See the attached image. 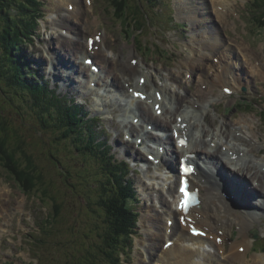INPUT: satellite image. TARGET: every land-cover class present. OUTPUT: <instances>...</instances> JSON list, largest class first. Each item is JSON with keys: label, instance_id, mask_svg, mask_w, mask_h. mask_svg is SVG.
Returning a JSON list of instances; mask_svg holds the SVG:
<instances>
[{"label": "bare ground", "instance_id": "1", "mask_svg": "<svg viewBox=\"0 0 264 264\" xmlns=\"http://www.w3.org/2000/svg\"><path fill=\"white\" fill-rule=\"evenodd\" d=\"M178 1L180 5L185 6L187 4V9L184 11L181 8L179 14L192 21H198L201 10L207 8L206 5L208 6L210 1L212 4V9L207 12L210 21L197 30L201 38L199 39L196 34V39L198 38L195 41L196 46L192 47V53L189 54L190 56L186 60L189 72L192 75L193 73L197 74L199 86L195 98L190 99L189 93H186L185 97L183 96L185 104L176 97L179 91L177 88L173 89L170 86L167 82L170 78L166 75L164 77L167 80L164 78V83L149 88L151 84L150 72L145 70L136 54L121 65L115 54L108 53L105 32L103 33L97 29L94 43H86L83 41L82 36L78 37L79 33L76 30L79 29L80 25H86L85 22H89L88 19L84 21L81 18L83 7L81 0H58V6H67L66 13L61 16L58 15L53 20L54 28L60 27L62 32L57 37L51 35L47 39L46 42L48 48H50L48 55L43 54L44 50L41 49L36 59L40 63L44 61L43 69H48L50 74L56 76L57 81H62L63 85L70 89L69 92L75 95L82 92V96H89L91 101L95 102L97 99L92 95L101 97V105H104L107 112L112 111V114L116 115V117H110L109 119L116 131L118 129L122 131L123 129L124 134H126V129H128L133 136L134 134L139 135L140 138L144 136L145 141L148 138L156 137L160 145L167 149L168 155L161 156V158H166L165 161L163 160V166H169L172 172L171 178L174 177L173 171L177 169L176 160L189 157V154L191 157L194 154L193 161L194 163L198 162L200 169L198 173H194L192 181L194 186L203 190L202 203L191 210L190 214L186 216V224H184V222L178 221V217L182 215V212L177 213L173 208H170L172 202L170 204L169 199L159 191V200L162 206L164 205L168 209L165 211L166 215L175 214L172 234L168 235V240H174L175 242L170 249H165V246H162V249L158 246L154 248V252L151 253H154V256H158L159 259L151 260V264H161V262L163 264H244L249 260L248 251L252 246L251 236L248 232L254 229L263 231L262 226L257 224L261 223L260 221L264 217V140L257 138L259 134L246 118L236 120L232 123L233 125H230L231 123L227 120H223L222 124L216 128V117L210 113L208 104L217 102V99L212 98L218 96L215 88L219 85L226 87L225 83L238 82L240 87L242 86L239 79L242 76L236 72V69L240 67L243 69L246 64H249L247 69L244 68V74L255 76V73H258L264 76V64L249 45L243 42H233L231 39L227 41L228 38L226 39L220 32L218 23L223 24L224 20L227 21L228 16L226 13H229L230 9L233 8L234 0H204L205 2L195 0L199 3L196 6H194L192 0ZM73 22H76V24H73ZM92 56L97 58L94 59L93 64L98 63L100 65V74L97 76L92 75L90 72L92 67L87 65V60ZM214 57L219 58L217 63L213 61ZM127 76L130 77L134 86L132 88L134 93L139 92L141 94L140 99L135 100L136 98L131 95L130 90L126 89V82H129ZM143 77L146 78L145 84L141 82ZM94 82L97 85L96 87L92 86ZM204 85L208 87L204 88ZM73 86H77L78 89L73 88ZM114 88L118 89L122 95H127L131 102L124 105L118 98L114 99L112 96ZM72 90L78 92L75 93ZM144 94H147L145 98H143ZM219 95L221 98V92H219ZM91 106L93 110L96 109L93 104ZM123 108H125L124 111ZM128 109H131V114H127ZM98 110L96 111L100 112ZM150 124L165 129L171 126L173 127V134L168 133L167 137L160 138L159 134L156 135L157 133L154 131H145V127ZM225 126L230 129L225 128ZM175 129L178 137L175 135ZM137 138L130 139L127 137L126 142L120 146L123 149L121 153L133 161V167L136 170L141 166L138 164L139 162L145 161L146 157L149 160V155L155 154L154 151H149L146 146L141 145ZM180 138H188L189 144L180 146ZM113 139L115 142L119 140L117 136ZM131 145L133 151L130 149ZM113 154L115 155L117 152ZM120 157V159L124 158V163L128 166L129 160L126 157ZM158 157L156 156L157 159ZM190 157L189 159H191ZM216 158L222 164L215 161ZM202 162L205 163L206 167ZM156 169L162 170L161 167H156ZM157 170L148 172L147 176L159 183L161 173ZM231 173L245 175L248 182L253 181V179L256 181L247 187L243 178L241 179L235 174L231 175ZM217 176L221 177L230 191L237 193L253 212L247 210L237 213L231 210V207L224 202L220 195L216 181ZM139 184L144 195L150 193L145 189L148 186L143 185V181H140ZM166 187L168 194L176 195L177 185L167 184ZM248 189H253L254 192ZM4 195V187L0 184V210L1 208L10 207V203L6 202V195ZM8 201L10 200L8 199ZM251 204H254V207ZM258 212L260 214L256 215ZM3 216L5 215L3 214ZM162 216L164 215L162 214ZM190 218H193L194 222L208 230L207 238L194 237L190 234L188 226ZM5 220L8 221L6 217ZM145 221L151 223L146 227V233L154 241L152 243L158 244L157 240L165 239L164 218L155 215L150 208L144 214L142 224H145ZM234 222H237L238 225L243 223L239 225L240 234L243 236L237 240L231 239ZM153 229L155 232H153ZM1 230H3L2 227H0V237L2 235ZM219 236H222L221 242L218 240ZM228 241H231L232 247L228 253H225ZM207 243L215 249L214 255L205 249ZM149 245V249H152L150 243ZM263 253L253 255V264H264ZM214 260H217V263H214Z\"/></svg>", "mask_w": 264, "mask_h": 264}, {"label": "rangeland", "instance_id": "2", "mask_svg": "<svg viewBox=\"0 0 264 264\" xmlns=\"http://www.w3.org/2000/svg\"><path fill=\"white\" fill-rule=\"evenodd\" d=\"M93 1L94 2L91 5L89 0H84L86 8L84 10L83 17H88V20L90 18L92 20V24L80 25L79 29L76 30L79 33L78 37L82 36L84 41L87 42L88 36L90 34L93 35L95 30H103L107 35V49L108 47H113L115 52H119L118 47H120V49H124L126 51V55L122 52L118 53V55L115 54L116 57H119L118 59L121 65L125 61V58L130 59L132 57L135 49H138L141 52L140 53L137 50L140 55L142 54L143 56L148 57H144L146 59L144 65L145 70L151 73L150 75L153 79V82L149 85V87L155 85L156 82L162 83L163 75L168 73L170 74L169 76L166 75L168 78L173 75L174 79L179 80L177 77L181 75L180 71H182L184 83L182 87L178 88L179 93H182L183 95L185 92L189 94L196 93L198 82L196 76H193V78L192 76L190 77L187 69L185 67L180 68L179 66L180 63H183L184 59L190 56L188 52H190L191 49L187 46V44H194V41L187 42L184 48L183 46L185 43L181 42V47L178 51L166 42V38L161 40V37H159L158 34H152V37L157 40H161L160 42L165 47L172 50V54H170L164 49V55L166 56L162 54L161 57H159L158 52L152 46H150L148 51L146 50L145 42L148 41L146 38L142 39L144 47L142 49L138 47L139 37L138 31H135V29H138L139 27L136 26V23L133 22V20L140 17V12H137L136 9L130 10L129 5L123 4V0H118L117 2H113L112 0ZM197 1L205 2L204 0ZM42 2V11L48 13L49 16H47L44 21H41L39 27L36 25L33 27L34 34L30 35L31 38H25L23 45H21L27 61H29L26 63L27 71L32 73V79H37L42 83L47 84L48 88L63 100V103L67 102L71 105L74 104L78 106L79 109L87 111L84 113L86 114L85 119L87 120V124L96 134L97 141L102 144V147L99 149H105L104 151H106V155L111 156L116 160H121L124 163V158L120 159V156L126 158L127 156L121 153L123 152V149L120 146L124 143H121L120 141L125 134L123 129L122 131L120 129H118V131H116V129L113 130L114 126L109 120L110 117H112V113L97 112L96 110L101 109V106H99L101 104L98 101H91L89 96H82L81 92L78 91L77 93L72 90L77 93V95L69 92L70 89L65 87L62 81H57L54 74H50L48 69H43L45 65L44 61L42 63L37 61L36 57L40 54L39 51L41 49L44 50L43 54L46 55H48V51H50L46 42L47 39H49L48 37L51 35L57 37L62 32V30L59 29L60 27H56L57 29L54 28L56 31H53V26L51 24L52 17L57 15V9L60 12L58 15L61 16L67 7L66 5L57 6V0H42ZM131 2L135 5L139 2V0H131ZM192 2L194 6L199 4L195 0H192ZM247 2L249 5V8L247 9L248 11H253L258 16H260L261 12H264V0H261L262 7L255 6L253 4L254 0H236L235 3L237 12L245 10ZM81 3L83 4V0H81ZM111 4H113V8L117 10L113 13L119 18L118 21L115 18V15L112 14L113 9L111 8ZM166 6L167 8L164 13L165 17H168V15L172 16V9L168 7V2H166ZM186 6L187 4L185 6L180 5L184 11L187 9ZM176 7L178 8L177 12L179 13L180 7L178 5ZM206 7L207 8L201 10L198 21L189 20L184 15H181L180 17L182 20L178 18L179 16L177 19L186 23L187 26L180 27L179 25H174L173 23H169L168 26L170 28H174L173 32L177 33L180 37L185 38V36L190 35L189 33L191 31L188 21H190L196 31L200 29L201 22L207 23L210 21L207 12L212 9L211 1L208 6L206 5ZM162 8L163 4L161 3V9L159 11L160 14L162 13ZM11 12L14 17L17 18V22L19 24L24 23L21 20V14L18 13L15 8H13ZM95 13L99 14V18L103 21L100 27V19L98 20V25L94 24V21L97 19ZM243 13L244 14H241L242 22L236 20V22H234L233 19H235L236 16L239 17L237 13L235 15H233L231 11L230 13H226L228 16L227 21L225 22L224 20L223 24H220L219 26L224 30L225 36H228L227 41L231 39L233 42L237 43H248L253 50L261 54V58L264 60L263 29H260V27L257 26V23L252 25L250 19H248V16L245 14L246 12L243 11ZM248 13L250 14V12ZM73 24H76V22H73ZM151 25L154 26L153 23H151ZM154 30L158 32L157 29ZM144 33V36H148V29H146ZM249 42H251L252 45ZM252 42L257 44L258 47H256ZM153 43L163 49V46L158 41ZM56 44L57 42L55 45ZM133 45H137V47ZM156 56L157 58L153 62L152 58ZM32 58L33 60L35 59L33 62L30 61ZM213 61H215V58ZM164 65L171 67H164ZM248 67L249 64H246L244 68L247 69ZM244 68L238 71L239 75H244ZM255 75L259 74L255 73ZM248 81L250 82V86L243 84V86L239 88L237 87L236 82H228V85L232 87L229 88H234L232 94L226 93L225 90L223 91L221 89L222 87L217 88V92H224V97L218 101V105H208V107L213 116L217 113V107L219 108V111L221 110V114L218 117L219 124L217 123L216 128L220 126L224 118H226V120L231 124L236 120L246 118L249 120L250 125H253L252 127L255 130L260 131L264 139V122L261 118V115L264 114V79H261L260 77L248 76ZM170 84L177 88L179 83L175 80H171ZM74 87L78 89L77 86H73V88ZM244 87H247V90H244ZM116 90L118 91V89ZM0 91V101L3 99L5 101L10 99L9 93H6L3 89H0ZM121 98L125 100L126 95ZM248 99L256 103L258 109H255V111L257 113H255V111L252 112L253 109L249 106L240 104L243 100ZM12 101L16 102V107L13 108L8 106L5 110L8 115V119L13 120L16 125H19L20 135L22 136V138L19 137V139H22L23 141L19 140L16 143H13L12 140H10L8 142V146L12 150L18 152L17 156L19 157L20 155L19 159H24L23 154L27 155L25 147L28 145V153L33 156L35 163L37 164L36 171L43 172V175L37 174L39 178L34 176V180L36 181L32 185L31 191L28 192V196H26L21 191L23 185L18 182L15 175L11 171L10 166L8 168L5 164V160L0 159V184L4 187L6 202L10 203V207L12 203L16 204L13 207L16 217H14V226L11 228V225L13 224L12 221V224H8L9 230L2 233L0 237V249L2 247V251H0V264H3V262L10 264L12 260L15 264H64L68 258L74 259L75 254L86 253V255H88V250H93V246H95L97 242L100 243V240L102 239L100 236L104 235L107 225H109V222L105 221L106 219L102 208H100L97 204V201L100 199V192L96 189V186L99 184L98 181H96L99 179L96 177L101 176L97 173L98 168L96 161L91 159L90 156H83L75 148L73 145L75 143L73 137L71 138V136H68L62 139L63 136L61 132H58L50 127H46L39 122L35 112L30 109V106L25 101L17 99V96L12 99ZM180 101L184 102L185 100ZM79 103H83L84 105H79ZM92 104L95 106V110H93L91 106ZM237 105H239V107H237ZM124 109L125 108H123V111ZM260 109H263L261 115L259 113ZM114 117H116V115L112 118ZM2 121L0 120V127L3 126ZM225 128L228 127L225 126ZM169 132H172V130ZM116 136L119 140H116L115 142L113 138ZM58 137L62 140L58 139ZM18 142H21V145L25 150L21 149L22 147L19 148ZM9 147L6 148L8 149ZM130 149L132 151L134 150L132 145ZM114 152H117V154L114 155ZM127 159L130 163H128L129 165L127 166V170L125 169L128 173L126 175V181L129 179L132 180V185L135 190V198H133L132 204L136 208L140 220L138 221L139 225H137L136 228L137 234H133V236L125 240L123 244L126 246L127 250H121L119 248L120 258L123 260L122 264H151L150 262H147L150 261L149 255L151 257L154 256V253L151 252H154V248L157 246L162 247L165 239L157 240L158 244L152 243L154 241L146 233V227L151 223H147L145 221V224H142L143 216L151 208L155 215H158L163 219L165 218V216H162L164 213V207L165 211L168 209L164 205V207L160 206L161 202H159L160 200L157 198V192H155L152 187H144L150 193H146V195L142 193V187L139 182L143 180V185H152V180L147 178L144 171L139 169L136 171L133 167V161L130 158ZM21 166L22 165L20 164L18 168ZM233 174L241 179L243 178L246 181L247 187L256 181L253 179V181L248 182L245 175L231 173V175ZM127 176L129 178H127ZM156 186L159 188L158 184ZM248 190L254 192L253 189ZM226 192L229 196L238 201V209L245 208L246 210L253 212V210L244 204V202L236 194L231 191ZM169 195L171 196V194ZM8 199L10 201H8ZM19 202L21 203V207H18L20 205ZM251 206L254 207V204H251ZM258 214L259 212L256 215ZM43 221L46 223V226ZM262 221L263 220L260 222ZM242 224L243 223H240L239 225ZM260 224L261 223H258L257 225L262 226ZM0 227H4L3 223L0 224ZM232 228L234 232L239 230V227L237 226L232 225ZM154 229H156V227H154ZM154 229L153 232H155ZM2 231L3 230H1V232ZM238 232L240 233V231ZM232 236L233 238H237L234 236V233ZM242 236L243 235L240 234L239 238H242ZM260 238L264 239L263 235ZM262 239L260 240L261 242L258 243V247L263 248L264 242H262ZM149 243L151 244V247H153L152 249H149ZM231 247L232 244L230 243L229 247L226 245L225 253H228ZM251 247H253V245ZM211 254L213 253L211 252ZM254 254L255 252L253 250L248 251L249 260L245 262L246 264H253L254 258L252 257ZM83 256L84 254H81V257ZM219 257L221 258L220 255ZM7 258L9 259L6 260ZM97 260L101 262L100 259ZM214 263H217V260H214Z\"/></svg>", "mask_w": 264, "mask_h": 264}, {"label": "trees", "instance_id": "3", "mask_svg": "<svg viewBox=\"0 0 264 264\" xmlns=\"http://www.w3.org/2000/svg\"><path fill=\"white\" fill-rule=\"evenodd\" d=\"M42 5V0H0V89L9 93L10 97L7 101H0V120H3V126L0 127V159L5 160L6 166H10L18 182L28 191H31L36 181L34 176L39 178L37 174L43 173L36 171L37 164L28 153V145H25L27 155L23 154L24 159H19L18 152L8 146L10 140L13 143L22 140L19 139L22 138L19 125L8 119L5 110L8 106L16 107V102L12 99L17 96V99L30 106L44 126L61 132L62 139L73 137L75 148L83 156H90L96 161L98 174L101 176L96 177L99 178L96 180L99 183L96 189L100 192L97 204L102 208L105 221H108L109 225L104 235L100 236V243L97 242L93 250L88 247V255L79 252L80 254L74 255V259L68 258L64 264H122L120 249L127 250L123 244L137 232L139 221L138 212L132 204L134 192L129 180L126 181L127 172L122 164L116 163L113 157L106 155L105 149H99L102 144L97 141L96 134L88 126L86 114L82 109L74 104L63 103L47 84L32 79V73L27 71L26 63L29 61L21 45L25 38H31L30 35H33V27L38 22L36 18H39L36 14L42 12ZM256 5L262 7L261 0H256ZM13 8L21 14L24 23L17 22L11 12ZM133 8L140 12L138 3ZM259 21L264 30V12L260 13ZM58 139L62 140L59 137ZM18 146L22 147L21 142H18ZM21 149L25 150L23 147ZM19 163L22 165L20 168ZM81 254L84 256L81 257Z\"/></svg>", "mask_w": 264, "mask_h": 264}, {"label": "snow or ice", "instance_id": "4", "mask_svg": "<svg viewBox=\"0 0 264 264\" xmlns=\"http://www.w3.org/2000/svg\"><path fill=\"white\" fill-rule=\"evenodd\" d=\"M137 95L139 96L140 94L139 93H137ZM181 143H184V141H181ZM183 191V190H182ZM181 208H185L186 207V204H185V202H181ZM193 231H196L195 229H193Z\"/></svg>", "mask_w": 264, "mask_h": 264}]
</instances>
